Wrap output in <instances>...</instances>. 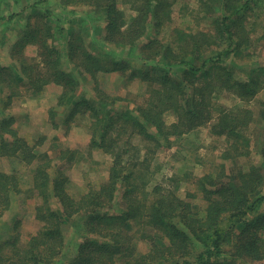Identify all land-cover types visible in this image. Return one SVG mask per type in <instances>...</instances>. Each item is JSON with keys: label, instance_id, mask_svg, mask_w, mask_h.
I'll use <instances>...</instances> for the list:
<instances>
[{"label": "trees", "instance_id": "16d2710c", "mask_svg": "<svg viewBox=\"0 0 264 264\" xmlns=\"http://www.w3.org/2000/svg\"><path fill=\"white\" fill-rule=\"evenodd\" d=\"M257 1L221 0L222 10L217 17L211 18V31L173 28L168 41L159 38L166 25L164 19L169 14L163 8L166 4L163 0H143L126 28L121 26L123 12L118 8L117 0L85 1L107 19L103 35L105 42L133 50L142 39L146 40L136 55V65H132L134 59L114 54H110L111 62L107 64L101 54L86 50L79 56L80 60L74 62V68L82 74L89 73L93 78L99 72L120 71L122 74L128 73L130 80L138 78L152 84L149 98L144 106L136 108L137 114H134L136 110H125L110 112L109 116L99 115L96 124L98 130L91 137V145L105 149L107 137L115 125L122 130L130 127L161 145V141L168 140L170 135L216 117L213 132L232 137L239 146L235 157L230 155L228 149L224 150L222 157H232L236 162H232L229 173L222 164L219 176L206 173L198 178L197 185L205 195L206 202L203 207L195 206L194 209V204L170 192H161L149 204H141L134 193L136 186L131 182L132 170L124 171L118 159L111 165L107 181L98 187H90L79 199H74L65 192L68 177L64 172L55 169L52 177L49 175L47 170L51 160L48 161L46 155L43 158L46 162L36 163L38 165L33 174V184L43 199L36 210V217L43 222L41 230L20 251L15 247V241L0 242V264L51 263L61 252L62 215L82 216L87 231H97L99 235L85 240L87 243L83 246L88 243L92 246L87 251L88 255L82 253L83 247L80 246L77 262L68 264H117L119 259L124 260L122 264L165 263L168 260L172 261L171 264H251L249 261L264 259V174L261 170L264 167V147L256 150L262 164L250 163L245 167L237 164V160L249 156L250 142L244 132L246 116L239 115L238 119L222 109L214 108L213 104L215 90H226L244 100L252 98L258 91L264 69H260L261 74L248 72L243 78L236 74L234 63L230 61L232 55L242 53V48L249 44L247 12L250 3ZM14 15L0 18L11 19ZM41 25L12 35V48H23L25 44L32 43L39 49L40 68L22 61L20 70L27 84L33 87V93H37L41 89V86H37L39 83L45 85L54 82L61 86L57 103L68 105L70 117L85 112L84 108L90 111L92 117L96 116L99 111L87 98L74 99L78 77L62 67L60 51L47 41L52 33V24ZM152 26L156 30L154 36H150L152 31L149 32ZM62 30L61 26L59 31ZM66 44L67 58L72 61L76 50L74 42L68 38ZM9 76L10 82L17 83L18 78L14 74ZM167 110L175 114V122H165L163 113ZM11 120L10 116L0 120L2 133L11 132L15 137L12 140L0 139V149L5 155L15 154L20 148L24 151L27 146L14 131L9 130ZM27 151L31 152V148L28 147ZM68 151L71 154L67 159L71 161L75 152ZM34 157L32 154L31 159ZM60 157L64 158V155ZM18 183L17 175L0 171V214L8 209L10 195L18 191ZM119 191L124 209L117 214L110 209ZM51 193L60 201L61 210L47 205V195ZM128 217L138 221L142 228L154 230V236L148 234L150 251L147 253H134L127 246L132 235L124 233L127 229L123 220ZM231 241V249H227L224 244ZM8 248L14 249L12 257L6 255ZM159 252L164 255L155 259Z\"/></svg>", "mask_w": 264, "mask_h": 264}, {"label": "rangeland", "instance_id": "374dc122", "mask_svg": "<svg viewBox=\"0 0 264 264\" xmlns=\"http://www.w3.org/2000/svg\"><path fill=\"white\" fill-rule=\"evenodd\" d=\"M85 1L0 0V16L15 14L11 19L0 18V120L10 116L12 120L9 121V130L14 131L20 140L27 143L24 151L20 148L12 155L2 154L3 149H0V171L14 173L19 180L18 191L10 195L8 209L0 214V242L15 241V247L19 251L26 247V243L32 236L37 235L42 227L43 222L36 217V210L43 199L33 184V174L38 165L36 163L46 162V159H43L46 155L47 160H51V166L47 170L49 175L52 177L55 169L64 172L68 177L65 192L74 199H79L90 187H98L107 181L110 167L114 160L118 159L120 164H123L124 171L132 170L131 182L136 186L134 193L141 200V204H149L151 199L161 192H170L194 204L195 209V206L203 207L206 202L205 195H202L197 185L198 178L206 173L219 176L222 164L226 167V173H229L232 162H236L232 157L239 151L235 139L213 132L212 126L217 121L216 117L206 119L184 132L170 135L168 140L161 141V145L146 139L130 127H124L122 130L118 125L114 126L107 137L105 149L91 145V137L98 130L97 117L103 114L109 116L110 112L114 111H134L138 106H144L152 84L142 82L138 78L130 80L128 73L122 74L120 71L99 72L93 78L89 73L82 74L74 68V62H78L79 56L86 50L101 54L107 64L111 62L110 54H114L134 59L132 65H136V55L146 40L142 39L133 50L105 42L103 35L107 19ZM163 1L166 2L163 8L169 12L164 19L166 25L159 34V38L164 41L169 40L173 28L195 32L211 31V18L217 17L222 10L221 0ZM116 4L123 12L121 26L126 28L131 17L137 14L143 0H117ZM247 16L249 17L246 28L250 45L244 46L242 53L230 58L234 63V71L243 78L248 72L261 74L260 69H264V0L255 4L251 2ZM49 22L52 24V33L47 41L60 51L62 67L76 73L78 77L74 99L87 98L88 102L96 107V111H99L94 117L87 108H84L85 112L70 117L68 105L57 103L61 92L60 85L54 82L45 85L39 83L37 86H41V89L33 93V87L27 84L23 77L20 70L22 61L40 68L39 49L32 43L25 44L23 48H12V35L34 25L42 26V23ZM61 26L63 30L59 31ZM149 32L150 36H154L156 30L152 26ZM68 38L73 40L76 48L72 61L67 58ZM43 70L45 71V68ZM128 71L129 68L126 69V72ZM12 74L18 78L17 83L10 82L9 75ZM261 78L258 91L248 100L240 99L226 90H215L213 96L214 108L222 109L236 118L239 115L246 116L244 132L250 142L249 156L237 160L241 167L250 163L262 164L256 152L264 147V74ZM137 112L136 110L134 114ZM163 118L167 124L176 121L175 114L170 110L163 113ZM12 138L15 137L11 132L2 133L0 128V139ZM28 147L31 152L27 151ZM226 149L233 155L229 159L222 157ZM68 150L75 152L71 161L67 159L71 154ZM32 154L35 157L31 159ZM61 155H64L65 159L60 157ZM261 170L264 174V167ZM120 195L119 191L115 203L111 204L110 210L113 213L118 214L124 209V201ZM47 205L57 211L61 210L60 201L52 193L47 195ZM83 220L82 216L60 217L61 252L51 263L40 264L77 262L80 246L83 247L82 253L88 255L87 251L92 246L89 243L83 246L85 240L99 235L97 231H87ZM123 221L127 229L124 233L129 232V235H132L127 243L130 250L137 254L150 251L149 236H154V230L149 227L142 228L138 221L131 217ZM232 243L233 241L224 245L231 249ZM13 253L12 248L6 251L7 256L12 257ZM159 254L155 259L164 255L161 252ZM122 261L124 260H117V264H122ZM171 263L172 261L168 260L165 263L151 264ZM249 263L264 264V259Z\"/></svg>", "mask_w": 264, "mask_h": 264}]
</instances>
